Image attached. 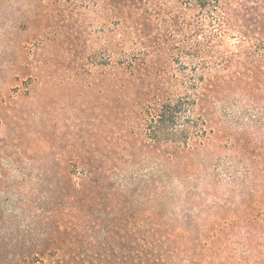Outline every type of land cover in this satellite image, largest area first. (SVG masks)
I'll list each match as a JSON object with an SVG mask.
<instances>
[{"label":"trees","instance_id":"obj_1","mask_svg":"<svg viewBox=\"0 0 264 264\" xmlns=\"http://www.w3.org/2000/svg\"><path fill=\"white\" fill-rule=\"evenodd\" d=\"M102 3L98 114L73 108L77 180L50 188L44 169L41 199L20 159L0 160L20 174L0 187L8 245L24 264H57L67 242L64 264H176L205 239L226 264H264V0ZM38 210L51 217L45 236Z\"/></svg>","mask_w":264,"mask_h":264},{"label":"rangeland","instance_id":"obj_2","mask_svg":"<svg viewBox=\"0 0 264 264\" xmlns=\"http://www.w3.org/2000/svg\"><path fill=\"white\" fill-rule=\"evenodd\" d=\"M53 1L0 0V146H5L0 150V160L6 164L10 160L8 155L20 159L41 199L48 196L46 188L38 183L44 169L51 170L44 179L51 184L50 188L77 180L76 175L66 171L82 145L75 135L73 117L77 112L73 108L83 106L81 109L90 117L98 114L91 115L94 103L89 86H100L104 77L103 69L91 63L92 53L106 41L104 33L99 31L105 14L102 0L96 5L88 0H61L57 4ZM59 25L65 29L64 41L62 36H58L60 40L53 36ZM73 36L78 37V48L69 43ZM30 78H34L32 83ZM89 135L87 132L86 139ZM7 168L0 169L1 189H5L7 175L9 184L20 181L11 161ZM10 193L0 190V264H24L19 262L21 258L15 254L14 247L8 245L11 204L4 196ZM1 201L5 202L1 204ZM42 211L38 210L41 219L38 233L45 236L47 227L42 223H50L51 217ZM31 242L34 241H23V248ZM205 242L202 239L188 251L194 252L192 256L181 252L176 256V264H226L217 256L220 245ZM64 247L62 253L50 258L52 263L70 262L71 246L67 242Z\"/></svg>","mask_w":264,"mask_h":264}]
</instances>
